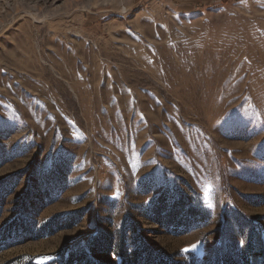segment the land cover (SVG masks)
<instances>
[{"label":"rangeland","instance_id":"1","mask_svg":"<svg viewBox=\"0 0 264 264\" xmlns=\"http://www.w3.org/2000/svg\"><path fill=\"white\" fill-rule=\"evenodd\" d=\"M0 264H264V0H0Z\"/></svg>","mask_w":264,"mask_h":264},{"label":"trees","instance_id":"2","mask_svg":"<svg viewBox=\"0 0 264 264\" xmlns=\"http://www.w3.org/2000/svg\"><path fill=\"white\" fill-rule=\"evenodd\" d=\"M188 213H193L192 211H193V209L192 208H188ZM122 255H120V257H123L125 254L124 253H121Z\"/></svg>","mask_w":264,"mask_h":264}]
</instances>
